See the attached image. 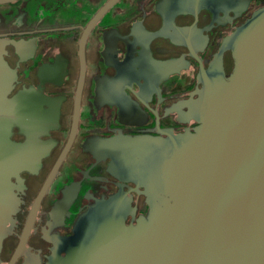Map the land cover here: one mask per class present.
Listing matches in <instances>:
<instances>
[{"label": "flooded vegetation", "instance_id": "obj_1", "mask_svg": "<svg viewBox=\"0 0 264 264\" xmlns=\"http://www.w3.org/2000/svg\"><path fill=\"white\" fill-rule=\"evenodd\" d=\"M108 1L0 0L2 131L33 135L0 176V264L64 255L98 202L119 199L127 224L146 216L166 150L196 131L206 82L234 70L230 38L264 8L117 0L93 19Z\"/></svg>", "mask_w": 264, "mask_h": 264}, {"label": "water", "instance_id": "obj_2", "mask_svg": "<svg viewBox=\"0 0 264 264\" xmlns=\"http://www.w3.org/2000/svg\"><path fill=\"white\" fill-rule=\"evenodd\" d=\"M230 48L233 72L206 82L200 125L163 156V197L150 199L148 214L135 224L126 223L119 199L98 202L64 240L65 254L56 251L48 264H264V8L230 38ZM3 109L2 177L22 168L9 166L13 153L33 142L32 134L23 146L5 135Z\"/></svg>", "mask_w": 264, "mask_h": 264}]
</instances>
